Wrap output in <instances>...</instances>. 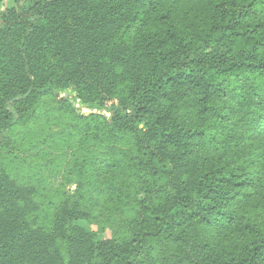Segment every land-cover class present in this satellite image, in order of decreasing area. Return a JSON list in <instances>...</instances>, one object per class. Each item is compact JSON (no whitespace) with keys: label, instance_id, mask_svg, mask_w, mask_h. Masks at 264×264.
<instances>
[{"label":"trees","instance_id":"obj_1","mask_svg":"<svg viewBox=\"0 0 264 264\" xmlns=\"http://www.w3.org/2000/svg\"><path fill=\"white\" fill-rule=\"evenodd\" d=\"M3 4L0 133L52 96L76 188L0 166V264H264V0Z\"/></svg>","mask_w":264,"mask_h":264},{"label":"rangeland","instance_id":"obj_2","mask_svg":"<svg viewBox=\"0 0 264 264\" xmlns=\"http://www.w3.org/2000/svg\"><path fill=\"white\" fill-rule=\"evenodd\" d=\"M23 2L24 0L18 3L4 0L3 9H16ZM66 90L76 96L73 86ZM39 103L35 113L26 118V121L0 133V166L11 172L17 180L36 187L39 192L37 200L42 204L40 214L49 215L53 211V206L48 202H56L63 194L72 195L76 188L75 184L67 185L63 181V172L71 154L73 138L64 137L66 126L71 121L70 114L65 112V108L58 107L52 96L44 97ZM112 103L114 102H108L105 108L109 109L113 106ZM137 128L145 129V124L137 123ZM80 224L85 229L97 231L99 238L110 236L108 228L100 231L96 224L86 221H81Z\"/></svg>","mask_w":264,"mask_h":264},{"label":"water","instance_id":"obj_3","mask_svg":"<svg viewBox=\"0 0 264 264\" xmlns=\"http://www.w3.org/2000/svg\"><path fill=\"white\" fill-rule=\"evenodd\" d=\"M54 96L57 98V99H67L69 101V103L71 104V106L74 108V111L76 114L78 115H86L87 113L85 112H82L80 107H76L74 105V100L72 99V96H75L73 93L71 92H68L67 90H64V91H56L54 93ZM76 97V96H75ZM84 107H87V105L85 104ZM91 113H100L106 117H108V110L105 109V108H101V109H93L91 108L90 109Z\"/></svg>","mask_w":264,"mask_h":264}]
</instances>
